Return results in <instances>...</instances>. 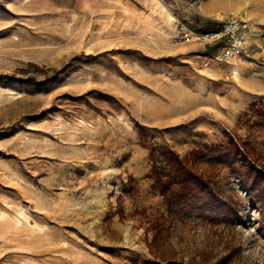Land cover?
<instances>
[{
    "label": "rangeland",
    "instance_id": "374dc122",
    "mask_svg": "<svg viewBox=\"0 0 264 264\" xmlns=\"http://www.w3.org/2000/svg\"><path fill=\"white\" fill-rule=\"evenodd\" d=\"M227 11L250 58L174 41ZM153 150L217 202L170 214ZM150 260L264 264V0H0V264Z\"/></svg>",
    "mask_w": 264,
    "mask_h": 264
},
{
    "label": "trees",
    "instance_id": "16d2710c",
    "mask_svg": "<svg viewBox=\"0 0 264 264\" xmlns=\"http://www.w3.org/2000/svg\"><path fill=\"white\" fill-rule=\"evenodd\" d=\"M216 27L217 24H211ZM219 148L196 149L190 154H198L201 159L211 162L220 154ZM153 168L150 177L154 179V189L163 197L170 214L181 216L200 208L213 206L217 202L216 193L209 180L194 171L187 158H182L172 150L151 153ZM144 264H161L147 261ZM178 264V263H169ZM184 264V263H183Z\"/></svg>",
    "mask_w": 264,
    "mask_h": 264
},
{
    "label": "built area",
    "instance_id": "2783aa9c",
    "mask_svg": "<svg viewBox=\"0 0 264 264\" xmlns=\"http://www.w3.org/2000/svg\"><path fill=\"white\" fill-rule=\"evenodd\" d=\"M223 20L216 27L207 29H193L179 26L178 32L173 37L175 42L192 43L195 40L214 43L219 46L217 59L222 63H232L251 57V52L246 45L243 32L247 22L234 11L224 12Z\"/></svg>",
    "mask_w": 264,
    "mask_h": 264
},
{
    "label": "crops",
    "instance_id": "0c3cea01",
    "mask_svg": "<svg viewBox=\"0 0 264 264\" xmlns=\"http://www.w3.org/2000/svg\"><path fill=\"white\" fill-rule=\"evenodd\" d=\"M216 10V9H215ZM208 15H213L212 12H214V6H207V9L205 11Z\"/></svg>",
    "mask_w": 264,
    "mask_h": 264
},
{
    "label": "bare ground",
    "instance_id": "6f19581e",
    "mask_svg": "<svg viewBox=\"0 0 264 264\" xmlns=\"http://www.w3.org/2000/svg\"><path fill=\"white\" fill-rule=\"evenodd\" d=\"M238 14V13H237Z\"/></svg>",
    "mask_w": 264,
    "mask_h": 264
}]
</instances>
